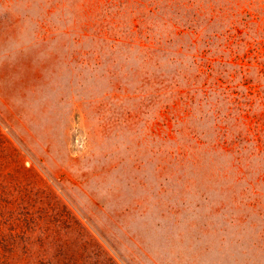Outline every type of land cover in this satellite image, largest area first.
I'll return each mask as SVG.
<instances>
[{
	"label": "rangeland",
	"instance_id": "obj_1",
	"mask_svg": "<svg viewBox=\"0 0 264 264\" xmlns=\"http://www.w3.org/2000/svg\"><path fill=\"white\" fill-rule=\"evenodd\" d=\"M0 264H264V0H0Z\"/></svg>",
	"mask_w": 264,
	"mask_h": 264
},
{
	"label": "trees",
	"instance_id": "obj_2",
	"mask_svg": "<svg viewBox=\"0 0 264 264\" xmlns=\"http://www.w3.org/2000/svg\"><path fill=\"white\" fill-rule=\"evenodd\" d=\"M181 17V16H180ZM157 43H161L160 41L159 42H157Z\"/></svg>",
	"mask_w": 264,
	"mask_h": 264
}]
</instances>
